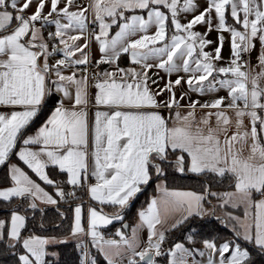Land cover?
I'll return each instance as SVG.
<instances>
[{"label": "snow or ice", "instance_id": "6c2138e0", "mask_svg": "<svg viewBox=\"0 0 264 264\" xmlns=\"http://www.w3.org/2000/svg\"><path fill=\"white\" fill-rule=\"evenodd\" d=\"M100 257L264 264V0H0V264Z\"/></svg>", "mask_w": 264, "mask_h": 264}, {"label": "trees", "instance_id": "16d2710c", "mask_svg": "<svg viewBox=\"0 0 264 264\" xmlns=\"http://www.w3.org/2000/svg\"><path fill=\"white\" fill-rule=\"evenodd\" d=\"M42 121V117L39 121H36L32 124V126L28 129H32L35 128L37 125H39ZM50 173L52 174L53 177H55V172L51 169H49ZM60 179H63V177H60ZM169 187L170 188H178V189H196L198 188V185L196 183V181L194 179H186V180H177L174 184L173 183H169ZM49 191H51V189H48ZM224 190H231L229 188H227V186H225L224 188L221 189V191ZM156 192V188L155 185H152L150 187H147L145 191H143L141 194L138 195V198L135 200L134 205L131 207V209L127 212L126 217H125V223L132 225L134 224L136 217H137V211L141 208H144L148 201L150 200L151 196L153 194H155ZM112 208L108 207L105 208L106 212H111ZM230 211H236V214L238 215H242L241 210H231ZM222 210H217V214L220 215ZM49 216L51 217L53 215L52 211H49ZM120 227V223L119 222H115L113 226H111L108 229V232H115L116 228ZM213 225H208L207 227H205L203 229V231L205 233H208L210 231H212L213 229ZM215 227L218 229L219 233L221 236H226L228 235V233L219 227V225H215ZM65 251V260L68 261H73L75 260V253H73L71 248H67L64 250ZM95 252V250H93ZM100 264H106L105 261H103V258L100 257Z\"/></svg>", "mask_w": 264, "mask_h": 264}, {"label": "crops", "instance_id": "0c3cea01", "mask_svg": "<svg viewBox=\"0 0 264 264\" xmlns=\"http://www.w3.org/2000/svg\"><path fill=\"white\" fill-rule=\"evenodd\" d=\"M190 18V17H189ZM229 23H231V20H229ZM51 30V29H50ZM118 29L117 28H113L112 29V32H111V35H114L115 34V31H117ZM154 30V29H153ZM196 30L197 31H200V32H204L206 29L203 27V26H197V28H196ZM216 33L215 32H213V33H211V35L209 36V38L210 39H212V40H215L216 39ZM227 33H225V36H226V40H225V46H224V49H223V56L225 57V61H227V58H228V55H229V41H228V39H227ZM260 48V45H259V43L257 42V49H259ZM210 50V49H209ZM93 53H94V55H95V57L96 58H99V53H98V51H97V49H96V46L95 45H93ZM57 58H59V57H57ZM252 60H253V63H255V53H253V55H252ZM120 66L121 67H129L130 65H129V61H128V59L125 57V56H122L121 57V60H120ZM223 63V62H222ZM101 69L102 70H104V69H108V70H112V66H110V65H101ZM259 69H257V71H258ZM160 75L161 76H164L165 74L163 73V72H161L160 73ZM176 77H175V75H173L172 76V79H175ZM163 85V81H161V86ZM183 90H186V89H177V95L179 96V94H180V92L181 91H183ZM95 92H96V89L94 88V87H92V83H89V95H90V103H89V105H88V109H87V111H88V118H89V123L91 124L92 123V121L94 120V113H95V111L97 110V108H96V106L94 105V100H92V97H94V95H95ZM191 96H192V99H200L201 100V102H203V100L204 99H208L209 97H199V96H197L196 94H190ZM217 95H219V96H226L227 95V93L225 92V91H220ZM54 101H55V97L53 98V103H51L50 105H49V110L48 111H46L45 112V114H44V116L42 117V121H41V123L39 124V125H37L35 128H32V129H30V130H28V132H29V134H34L35 133V131L40 127V126H42V124L46 121V119L48 118V116L50 115V111H51V109H52V107L54 106ZM66 106L67 107H70V104H68V103H66ZM99 110H101V111H104V110H107V109H105V108H103V107H100V109ZM4 111H6V110H4ZM198 111H199V109H198ZM245 155H247V151H245ZM35 178V177H34ZM159 195V192L156 190V192H155V194H153L152 196H151V198L152 197H154V196H158ZM147 207V205L144 207V208H146ZM111 211H113V209L111 210ZM136 221V220H135ZM115 223V222H114ZM135 223V222H134ZM111 227V226H110ZM109 227V228H110ZM109 228H107L106 230H103L104 231V234L106 235V236H112L113 235V233L114 232H108V229ZM141 237H146V233H142V235H141Z\"/></svg>", "mask_w": 264, "mask_h": 264}, {"label": "built area", "instance_id": "2783aa9c", "mask_svg": "<svg viewBox=\"0 0 264 264\" xmlns=\"http://www.w3.org/2000/svg\"><path fill=\"white\" fill-rule=\"evenodd\" d=\"M102 70V69H101ZM81 75H83V73H80ZM89 83H92V81H89Z\"/></svg>", "mask_w": 264, "mask_h": 264}, {"label": "rangeland", "instance_id": "374dc122", "mask_svg": "<svg viewBox=\"0 0 264 264\" xmlns=\"http://www.w3.org/2000/svg\"><path fill=\"white\" fill-rule=\"evenodd\" d=\"M141 238H142V240H143V239H145L146 237H141Z\"/></svg>", "mask_w": 264, "mask_h": 264}]
</instances>
